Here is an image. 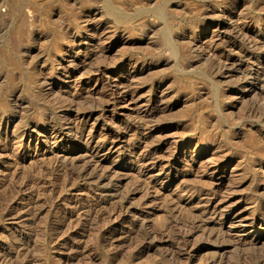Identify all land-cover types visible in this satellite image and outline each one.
<instances>
[{
  "label": "rangeland",
  "instance_id": "374dc122",
  "mask_svg": "<svg viewBox=\"0 0 264 264\" xmlns=\"http://www.w3.org/2000/svg\"><path fill=\"white\" fill-rule=\"evenodd\" d=\"M0 264H264V0H0Z\"/></svg>",
  "mask_w": 264,
  "mask_h": 264
},
{
  "label": "bare ground",
  "instance_id": "6f19581e",
  "mask_svg": "<svg viewBox=\"0 0 264 264\" xmlns=\"http://www.w3.org/2000/svg\"><path fill=\"white\" fill-rule=\"evenodd\" d=\"M213 220L212 218L210 219V221Z\"/></svg>",
  "mask_w": 264,
  "mask_h": 264
}]
</instances>
